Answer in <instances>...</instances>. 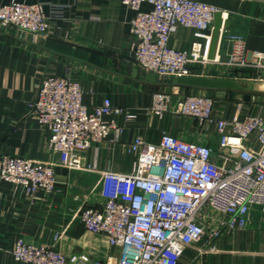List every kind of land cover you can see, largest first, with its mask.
I'll list each match as a JSON object with an SVG mask.
<instances>
[{
	"label": "built area",
	"instance_id": "1",
	"mask_svg": "<svg viewBox=\"0 0 264 264\" xmlns=\"http://www.w3.org/2000/svg\"><path fill=\"white\" fill-rule=\"evenodd\" d=\"M121 4L134 13L129 26L135 64L160 81L199 76L193 75L195 69L202 72L215 64L223 70L219 77L238 80L236 73L246 71L251 82L264 84V53L249 51L241 35L221 27L216 50L226 41L227 58H209L214 16L220 13L217 7L196 0H121ZM143 5L150 9L143 10ZM60 15L59 9L43 3L13 1L0 6L1 25L32 37L48 36L51 19ZM178 27L192 31L187 49L170 46ZM82 98L81 84L71 75L43 77L30 109L47 133L57 162L0 154L1 181L31 198L39 193L49 196L56 191V168L88 169L83 164L85 153L110 133H122L115 119L105 117L135 118L108 98L91 108ZM214 105L203 92L176 97L168 91L153 93L147 114L161 118L172 113L212 127L216 147L210 137L193 141L162 132L159 141L151 143L136 136L126 146L134 156L131 173H100V203L82 206L77 217L89 232L105 235L117 255L105 261L84 253L63 255L55 249L61 237L55 234L52 245L18 238L11 251L13 260L21 264H179L185 250L201 246L209 251L224 230L244 229L250 207H264V100L256 113L244 116L238 104L229 118L215 114Z\"/></svg>",
	"mask_w": 264,
	"mask_h": 264
},
{
	"label": "crops",
	"instance_id": "2",
	"mask_svg": "<svg viewBox=\"0 0 264 264\" xmlns=\"http://www.w3.org/2000/svg\"><path fill=\"white\" fill-rule=\"evenodd\" d=\"M13 1L51 5L61 15L51 19L46 37H32L0 24V154L57 162L47 133L30 109L47 75L69 74L78 80L83 103L89 108L108 98L114 106L130 110L135 118L126 121L123 116L105 117L115 119L122 133H110L85 153L83 164L88 169L56 168V191L49 196L39 193L31 198L21 188L0 180V264H21L11 254L18 238L52 245L55 234L61 235L55 249L63 255L84 253L92 260L105 261L117 255V250L108 245L105 235L86 230L77 217L82 206L100 203V173H131L134 156L126 152V146L136 136L157 143L162 132H167L180 139L201 141L211 138L214 130L172 113L161 118L147 114L152 94L157 91L171 92L174 97L198 91L159 86L143 79L148 72L135 64L133 56L129 22L134 13L121 0H0V6ZM196 1L217 7L223 31L243 36L249 51L264 53V2ZM142 9L150 7L143 5ZM191 37L190 29L178 27L171 35L170 46L187 49ZM227 53L228 44L222 41L214 56L225 61ZM222 72L218 65L209 64L202 72L195 69L193 75L231 79L219 77ZM236 78L251 82L252 77L239 71ZM232 99L215 101V114L229 118L240 103V116L254 114L263 100L254 98L244 103L239 95ZM212 247L209 251L201 246L185 250L179 264H264V207L252 205L246 227L224 230Z\"/></svg>",
	"mask_w": 264,
	"mask_h": 264
},
{
	"label": "water",
	"instance_id": "3",
	"mask_svg": "<svg viewBox=\"0 0 264 264\" xmlns=\"http://www.w3.org/2000/svg\"><path fill=\"white\" fill-rule=\"evenodd\" d=\"M226 25V24H225ZM222 27L221 13L214 16L211 47L209 58L212 59L215 53L219 30ZM149 83L157 84L164 87H179L188 90L214 95L219 99H224L228 94L239 95L241 101L249 103L254 98L264 99V88L261 83L249 82L246 80L212 78L206 76H182L168 77L160 81L154 73H146L143 76Z\"/></svg>",
	"mask_w": 264,
	"mask_h": 264
},
{
	"label": "trees",
	"instance_id": "4",
	"mask_svg": "<svg viewBox=\"0 0 264 264\" xmlns=\"http://www.w3.org/2000/svg\"><path fill=\"white\" fill-rule=\"evenodd\" d=\"M187 91H188V89H186ZM214 101H219V100H230V101H232L233 99V95L234 94H229L226 98H224V99H219V98H217L216 96H214V95H210V94H208Z\"/></svg>",
	"mask_w": 264,
	"mask_h": 264
},
{
	"label": "rangeland",
	"instance_id": "5",
	"mask_svg": "<svg viewBox=\"0 0 264 264\" xmlns=\"http://www.w3.org/2000/svg\"><path fill=\"white\" fill-rule=\"evenodd\" d=\"M207 94V93H206ZM264 100V99H263ZM260 103V102H259ZM210 144L211 146H213V148L216 147V141H215V138H212L211 141H210Z\"/></svg>",
	"mask_w": 264,
	"mask_h": 264
},
{
	"label": "bare ground",
	"instance_id": "6",
	"mask_svg": "<svg viewBox=\"0 0 264 264\" xmlns=\"http://www.w3.org/2000/svg\"><path fill=\"white\" fill-rule=\"evenodd\" d=\"M261 88H264V84L260 85Z\"/></svg>",
	"mask_w": 264,
	"mask_h": 264
}]
</instances>
